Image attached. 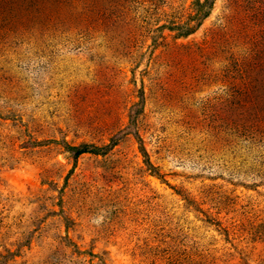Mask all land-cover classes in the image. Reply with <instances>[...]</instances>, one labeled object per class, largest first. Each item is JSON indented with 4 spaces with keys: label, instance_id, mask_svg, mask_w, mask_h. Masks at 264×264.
I'll return each mask as SVG.
<instances>
[{
    "label": "rangeland",
    "instance_id": "374dc122",
    "mask_svg": "<svg viewBox=\"0 0 264 264\" xmlns=\"http://www.w3.org/2000/svg\"><path fill=\"white\" fill-rule=\"evenodd\" d=\"M0 264H264V0H0Z\"/></svg>",
    "mask_w": 264,
    "mask_h": 264
},
{
    "label": "trees",
    "instance_id": "16d2710c",
    "mask_svg": "<svg viewBox=\"0 0 264 264\" xmlns=\"http://www.w3.org/2000/svg\"><path fill=\"white\" fill-rule=\"evenodd\" d=\"M68 151L72 153L73 156H76L81 153L89 152V153H97L100 152V149L94 147L87 146H78V147H69Z\"/></svg>",
    "mask_w": 264,
    "mask_h": 264
}]
</instances>
